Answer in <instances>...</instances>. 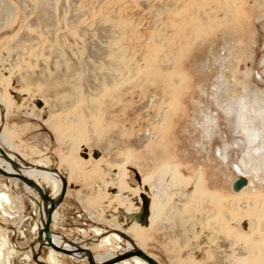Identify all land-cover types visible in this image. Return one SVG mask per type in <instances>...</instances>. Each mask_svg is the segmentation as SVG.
<instances>
[{
    "label": "rangeland",
    "instance_id": "rangeland-1",
    "mask_svg": "<svg viewBox=\"0 0 264 264\" xmlns=\"http://www.w3.org/2000/svg\"><path fill=\"white\" fill-rule=\"evenodd\" d=\"M215 1L56 0L59 30L52 31L57 36L51 34L46 46H40L32 42L36 35L28 26L34 24L32 0H0V37H5L0 42V133L9 139L5 150L16 162L24 159L31 166L39 159L68 181L51 233L64 234L95 255L115 256L127 243L117 234L128 224L125 205L135 207L138 197L143 204L145 196L156 222L143 226L136 246L160 264H264V226L257 228L260 234L242 240L250 221H239L237 215L246 206L245 195L256 196L264 204V152H248L249 139L238 125L242 102L250 101L255 89L264 99V0H249L243 6L242 0ZM111 68L119 83L109 89L116 103L106 110L112 100L106 94L105 102L98 97L103 105L96 110L87 99L113 83L108 80ZM149 72L154 75L152 83L144 81V73ZM178 80L175 110L171 96L163 98L157 87ZM81 89L84 102L69 97ZM225 103L231 111L225 112ZM250 107L243 113L252 123L249 128L264 132V112L260 117ZM65 115L84 120L71 124L70 138L65 136L66 128L60 131L66 138L60 141L50 122L60 120L66 127ZM161 117L173 122L170 128H161ZM169 129L170 145L153 149ZM72 139L78 142L71 146ZM151 157L155 166L172 160L174 178L181 176L182 182L170 183L168 171L151 173ZM70 163L76 164L75 170ZM198 174L213 200L203 202L199 197ZM240 177L248 185L234 192L232 186ZM143 180L147 184L141 189ZM1 192L12 202L5 209L7 217L0 211V238L8 241L4 257H11L13 264H30L24 257L33 259L39 231L34 230L42 224L36 202L40 197L21 181L0 175ZM212 201L224 212L225 232L213 227V218L206 215ZM96 229L101 230L99 235ZM19 232L25 236L21 238ZM110 233L122 239L117 242L121 248H95L97 240ZM257 235L261 244L253 252ZM48 249L43 248L39 257L45 258ZM62 255L65 264H89L87 259Z\"/></svg>",
    "mask_w": 264,
    "mask_h": 264
},
{
    "label": "bare ground",
    "instance_id": "bare-ground-1",
    "mask_svg": "<svg viewBox=\"0 0 264 264\" xmlns=\"http://www.w3.org/2000/svg\"><path fill=\"white\" fill-rule=\"evenodd\" d=\"M14 1V0H13ZM24 1V0H23ZM95 1V0H94ZM215 1V0H214ZM249 0H242V6L245 4V3H247ZM32 2H33V4H34V8H35V17H34V24L32 25V24H30V25H28L29 26V28H31L34 32H35V35H36V37L34 38V40L32 41L33 43L35 42V44H40V46L41 45H43L44 46V44H45V46H46V43H47V37H49V38H51L50 37V35L51 34H55V31H54V33H53V31H52V28L53 29H55V30H59V28L57 27V24H58V20L56 19V17H58V14H57V11H58V8H57V6H56V0H32ZM11 3V2H10ZM92 3V2H91ZM215 3H219L218 2V0L217 1H215ZM5 7V6H4ZM93 7H94V5H93ZM91 8V7H90ZM2 9V8H1ZM13 9V8H12ZM8 10V9H7ZM95 10V9H94ZM122 10V9H121ZM3 11V10H2ZM5 12V11H4ZM3 12V13H4ZM27 12V11H26ZM93 12H95V11H93ZM11 13V12H10ZM2 14V13H1ZM4 16V15H3ZM3 16H2V18H3ZM11 16V15H10ZM28 16V15H27ZM64 16V15H63ZM63 16H61V18H64ZM26 17V16H25ZM59 17H60V15H59ZM14 18V17H13ZM81 18V17H80ZM97 18V17H96ZM78 19V18H77ZM95 19V18H94ZM62 20V19H61ZM109 20V19H108ZM107 20V21H108ZM72 21V20H71ZM82 21V20H81ZM80 20H79V22L80 23H82ZM84 23H86V21L84 20L83 21ZM79 23V24H80ZM93 23V22H92ZM107 23H109V21L107 22ZM113 24V23H112ZM111 24V25H112ZM85 25V24H84ZM84 25H83V27H84ZM111 25H109V26H111ZM24 26H25V24H24ZM23 26V27H24ZM86 26L87 25H85V28H86ZM116 26V25H115ZM17 27V26H16ZM26 27V26H25ZM81 27H82V24H81ZM112 27V26H111ZM77 28H78V26H77ZM110 28V27H109ZM26 29V28H25ZM29 30L30 32L32 31V30ZM76 29V28H75ZM74 29V30H75ZM80 29V28H79ZM87 29V28H86ZM27 30V29H26ZM67 30V29H66ZM116 30V29H115ZM119 30V29H118ZM127 30V29H126ZM23 31V30H22ZM28 31V32H29ZM51 31H52V33H51ZM70 31H72V30H70ZM78 31V30H77ZM80 31V30H79ZM112 31V30H111ZM122 31V30H121ZM58 32V31H57ZM72 33V32H71ZM21 34V33H20ZM31 34H33V33H31ZM63 34V33H62ZM81 34V33H80ZM123 35H124V33H122ZM56 35V34H55ZM54 35V36H55ZM60 35V34H59ZM31 36V35H30ZM33 36V35H32ZM57 36V35H56ZM112 36V35H111ZM63 38V37H62ZM110 38H112V37H110ZM114 38V37H113ZM128 38V37H127ZM24 39V38H23ZM55 39V38H54ZM57 39V38H56ZM117 39V38H116ZM58 41V40H57ZM77 41V40H76ZM7 42V41H6ZM37 42V43H36ZM59 42V41H58ZM55 43H56V41H55ZM110 43V42H109ZM28 44V43H27ZM30 44H31V42H30ZM35 44H33V46L35 45ZM119 44V43H118ZM8 45H9V43H8ZM53 45V44H52ZM17 46V45H16ZM21 46V45H20ZM28 46V45H27ZM39 46V47H40ZM55 46V45H54ZM57 46V45H56ZM96 46V45H95ZM114 46V45H113ZM118 46V45H117ZM31 47H32V44H31ZM110 47H112V46H110ZM20 48V47H19ZM41 48V51H42V47H40ZM120 48V47H119ZM122 48V47H121ZM120 48V49H121ZM33 49H34V47H33ZM46 49V47L45 48H43V51ZM111 49V48H110ZM114 49V48H113ZM38 51H39V48L37 49ZM69 50V49H68ZM53 51V50H52ZM28 52V51H27ZM26 52V53H27ZM31 52H33V50L31 49ZM61 52V51H60ZM72 52V51H71ZM44 53V52H43ZM43 53H41V55L43 54ZM113 53V52H112ZM28 54V53H27ZM39 54V53H38ZM38 54H37V56H38ZM56 54H58V53H56ZM60 54V53H59ZM108 54V53H107ZM1 55V54H0ZM41 55H39V56H41ZM47 55V54H46ZM45 55V56H46ZM111 55H113V54H111ZM110 55V56H111ZM43 56V55H42ZM115 56V55H114ZM121 56V55H120ZM18 57V56H17ZM35 57V56H34ZM58 56H56V58H57ZM107 57V56H106ZM112 57V56H111ZM47 58V57H46ZM104 58V57H103ZM113 58V57H112ZM117 58V57H116ZM62 59V58H61ZM108 59H110V57H108ZM107 59V60H108ZM113 59H115V58H113ZM111 60V62L113 63L114 62V60ZM13 60V59H12ZM59 60V59H58ZM71 60V59H70ZM46 61V60H45ZM18 62H20V61H18ZM118 62V61H117ZM122 62L124 63V62H126V61H123L122 60ZM49 63V62H48ZM57 63V62H56ZM61 63V62H60ZM80 63V62H79ZM102 63H103V61H102ZM105 63V62H104ZM64 64V63H63ZM122 64V63H121ZM65 65V64H64ZM111 65H113V64H110V67H111ZM24 66V65H23ZM126 66L128 67L129 65H128V62H127V64H126ZM25 67V66H24ZM36 67V66H35ZM106 67V66H105ZM52 68V67H51ZM83 68H85V67H83ZM109 69V68H108ZM117 69V68H116ZM123 69V68H122ZM111 71H110V73H109V75H108V80H110V78L111 79H113V83H109V84H106V87H105V85L104 86H102V88H105V89H102L101 88V90H98V92L100 93L99 95H96V94H93V95H91V98H89V99H87V102H89V103H92V102H94L93 104H91V105H93V107H96L95 109L96 110H98L99 108H100V106L101 105H103L102 104V100H104V102H105V96H106V94L107 95H109V97L112 99H110L111 101V104H109L110 106H108L107 107V109L106 110H108V109H110V111L112 110V108L114 107V105H115V101H114V99H115V96H113L112 95V93L110 92V90L109 89H112V88H115L116 87V84H119V83H117V82H115L116 81V76L114 75V70L115 69H110ZM148 70H150V69H148ZM69 71V70H68ZM136 71V70H135ZM139 71H141V70H139ZM143 71V70H142ZM141 71V72H142ZM0 72H1V70H0ZM72 72V71H71ZM141 72H137L138 74H140ZM143 73V72H142ZM151 73H153V72H151ZM150 72L149 73H144L146 76H145V82H149V83H152V78L154 79V75L152 76V74H151ZM72 74V73H71ZM143 74V75H144ZM157 75V74H156ZM80 76H82V75H80ZM128 76V75H127ZM8 77V76H7ZM69 77V76H68ZM159 77V76H158ZM163 77V76H162ZM161 77V78H162ZM78 78V77H77ZM164 78V77H163ZM3 79V78H2ZM7 79V78H6ZM75 79V78H74ZM99 79V78H98ZM155 80H156V78H155ZM4 81V80H3ZM62 81V80H61ZM137 81H138V79H137ZM157 81V80H156ZM163 81H164V79H163ZM81 84V83H80ZM154 84V83H153ZM159 85V84H158ZM158 85H156V86H158ZM97 86V85H96ZM99 87H101V86H99ZM158 88V90H160V92H161V94H162V96H163V98H168L169 99V96H171V100L169 99V101L171 102V103H175L174 105H175V110H176V107L178 106V102H179V100L176 98V96H175V91H177V90H179L180 89V81L178 80V81H176L175 83H173V82H170V81H166L165 83H164V85L163 86H160V87H157ZM67 89V88H66ZM76 89V88H75ZM78 89V88H77ZM93 89H96V87L94 88L93 87ZM98 89V88H97ZM96 89V90H97ZM258 90L259 89H255V92L253 91V94H252V99H250V101L248 100V102H242V112L243 113H246L248 110H247V106L248 105H250L251 107H252V105L256 108V109H253V112L256 110V112L258 113L259 112V116H260V113H262V112H264V99H262V97H260L259 96V93L260 92H258ZM69 91V90H68ZM116 92V91H115ZM155 92V91H154ZM156 93V92H155ZM252 93V92H251ZM261 94V93H260ZM1 95V94H0ZM69 95V97L71 98V99H73V100H76V101H78V102H84L85 100H83L84 98H83V96H84V91L81 89V90H76V91H74V92H72L71 94L69 93L68 94ZM251 95V94H250ZM249 95V96H250ZM7 96V95H6ZM63 96H66V95H63ZM156 96V95H155ZM154 96V97H155ZM1 97V96H0ZM98 97L99 98H101V99H98ZM104 98V99H103ZM98 99V100H97ZM4 100V99H3ZM21 100V99H20ZM117 100V99H116ZM8 101V100H7ZM109 101V100H108ZM163 101V100H162ZM4 102V101H3ZM16 102V101H15ZM70 102V101H69ZM118 102V101H117ZM168 102V101H167ZM13 103V102H12ZM109 103V102H108ZM9 104V103H8ZM35 104V103H34ZM166 104V103H165ZM82 105V104H81ZM89 108H91L90 107V105L88 106ZM233 107V106H232ZM250 107V108H251ZM254 107H252V108H254ZM57 108V107H56ZM234 108V107H233ZM93 109V108H92ZM168 109H169V107H168ZM225 112L227 111V112H229V111H231L230 110V105H228L227 103H225ZM100 110V109H99ZM93 111H94V109H93ZM101 111V110H100ZM105 112H107V111H105ZM170 112H171V109L170 110H168L167 111V113H168V116H169V114H170ZM238 112V111H237ZM73 113V112H72ZM84 113V112H83ZM239 113H241V112H239ZM243 113H241V114H239V122H238V125L239 126H241V128H242V131L244 132V135H246V138H248L249 139V150H248V152H254V153H256V154H260V153H262V152H264V132L263 131H257V130H255V129H250L249 128V124L251 123V121L249 122V124H248V121H247V118H246V116L243 114ZM252 113V111L250 112V114ZM256 113V114H257ZM100 114V113H99ZM165 115H167V114H165ZM66 116V115H65ZM86 116V115H85ZM90 116V115H89ZM164 116V115H163ZM207 117H206V122H208V124H209V122L211 121V118H210V116H209V114H207L206 115ZM84 117V116H83ZM110 117V116H109ZM260 117H263V116H260ZM251 118V117H250ZM249 118V119H250ZM129 119V118H128ZM160 119H162L161 121V128H165V126H168L169 128H170V126L172 125V121L169 123V119L168 118H166V117H161ZM167 119V120H166ZM254 118L252 117V120H253ZM81 120L82 119H79V117H78V115H77V117H74V116H72V115H68V116H66V121L65 120H63V124H65L66 125V122L68 123L67 125H66V127H63L62 126V122L59 120V121H55V122H50V126L52 127V128H54L55 130V132H56V134L58 135V138H59V140L60 141H63L64 139H66V138H70L72 135H73V127H72V123L73 122H76V121H79V124H81ZM84 120V119H83ZM83 120H82V122H83ZM261 120H262V118H261ZM256 121V120H255ZM263 121V120H262ZM47 123V122H46ZM48 124V123H47ZM252 124V123H251ZM165 125V126H164ZM7 126V125H6ZM91 126H94V125H91ZM97 127V126H96ZM256 127V126H255ZM64 128H66L65 129V131L67 132L66 133V135L65 134H63V135H65L66 136V138H62L61 137V133H60V131H62ZM69 129V130H68ZM75 130H76V128H74ZM87 129V128H86ZM80 130V129H79ZM57 131H58V133H57ZM150 132V131H149ZM152 132V131H151ZM205 132V131H204ZM152 133H154V131L152 132ZM152 133H151V135H152ZM167 134H166V136L168 135V134H170L171 132H170V129H169V131L168 132H166ZM172 134V133H171ZM159 136V135H158ZM165 136V135H164ZM173 136V135H172ZM64 137V136H63ZM151 138V137H150ZM167 139H169V137L167 136V137H162V139L156 144V146H153L154 148L153 149H157L156 147H165V146H167L168 144L170 145V142H171V140H167ZM258 139H261L260 141H261V143L258 141ZM9 140V139H8ZM7 138H6V136H5V133L3 132V133H0V149H2L4 152H6L7 154H8V156L11 158V159H13L14 160V156L12 155V154H10V153H8L9 151L7 150H5L6 149V145H7ZM67 141V140H66ZM70 141V140H69ZM75 142H78V139H72L71 140V142H70V144H71V146L72 145H74V143ZM260 143V144H259ZM157 151V150H156ZM14 153V152H13ZM0 157H1V155H0ZM156 157V156H155ZM250 158V157H249ZM20 159V158H19ZM155 159V158H154ZM163 159H165V157H163ZM170 159V158H169ZM172 159V158H171ZM27 160V159H26ZM262 160V159H261ZM15 161V160H14ZM23 161H25L24 159H22V160H18V163L22 166V168H21V170H20V173L23 175V176H25V177H27L28 179H31V180H33V181H35L46 193H48V191H47V189H49V190H51V192L52 193H48V194H50V196L52 197V198H56L57 196H59V194H60V192H61V190H62V182H61V177L59 176V174H56V173H53V172H50V171H46V170H43V169H38V168H48L46 165H44L39 159H38V161L36 162V163H33V164H31V166H26V163H24ZM157 161V160H156ZM163 161V160H162ZM160 162L158 165H153V162H154V160L152 159V157H151V160H150V168H151V173H154V170H159V169H161V174H164V173H166L167 171V173L171 176V178H170V183H172V184H174V183H180V182H182V177L180 176L179 178H174V172H175V168H171L170 167V165L171 164H169V163H171V161H169L168 159L166 160H164L163 162ZM259 161H260V159H259ZM248 162V161H247ZM155 163V162H154ZM28 164V163H27ZM249 164V163H248ZM258 164V163H257ZM75 166H76V164H71L70 163V165H69V167H70V169H74L75 170ZM0 167L1 168H4L7 172H12V168L9 166V164L7 163V162H5V161H3L2 159H0ZM149 170V169H148ZM240 171V170H239ZM242 173V172H241ZM244 173V172H243ZM61 174V173H60ZM201 174H198V177H197V179H198V187H201V189H202V191H200L199 193H200V196L199 197H201V199H202V201L203 202H208L209 200H213L214 198H213V196H212V193H210V192H208V191H206V190H204V188H202V186L201 185H204L205 184V181L203 180V178H202V176H200ZM62 176V175H61ZM244 177L246 176V175H243ZM166 179V178H165ZM168 179V178H167ZM146 184H147V180L145 181V180H143V182H142V184H141V189H144V186H146ZM175 185V184H174ZM168 186V185H167ZM25 187H26V189L29 191V192H34V190L33 189H31V188H29L28 186H26L25 185ZM152 189V188H151ZM154 189V188H153ZM250 190V189H249ZM133 191V190H132ZM153 191V190H152ZM154 191H156V190H154ZM158 191V190H157ZM205 192V193H204ZM208 192V193H207ZM198 193V194H199ZM207 193V198H210V199H207V198H203V194H206ZM248 193H249V191H248ZM37 194V193H36ZM135 194V193H134ZM147 194H148V196H150L151 195V192H150V188L149 189H147ZM154 194V193H153ZM152 194V195H153ZM38 195V194H37ZM139 194H138V192H137V196H138ZM261 195V194H260ZM135 196H136V194H135ZM154 196V195H153ZM152 196V197H153ZM246 196V198H245V201H244V204L246 205L244 208H243V211H242V213H238L237 215L239 216L238 218H239V221H241V219L240 218H242V220H245V218H249V221H250V223H249V225L247 226V229H245V233H243V235H242V240L244 239V238H248L249 237V235H253V234H255L256 232H258L257 231V228L259 227V226H264V224H263V221H262V219H264V204H263V202H262V200L261 199H258L256 196H252L251 194L249 195H245ZM39 198V197H38ZM133 198V197H132ZM37 199V198H36ZM36 199H34V201H36ZM196 199V198H195ZM128 200V199H127ZM37 202V204H38V206H39V211H40V213L42 214V224H41V226L39 227V226H37V227H35V230L34 231H38V230H41L42 229V227H43V225H44V222H45V220H46V217H47V214H46V212H45V210H44V208H43V204H42V201H41V199H39V200H37L36 201ZM126 202V201H125ZM136 202V201H135ZM191 202V201H190ZM239 202V201H238ZM189 203V202H188ZM212 203V207L211 208H209L208 207V209L206 210V215H207V217L210 219H212L213 218V221H211V224L213 225V227L214 226H216L215 228H218V231H220V233L222 232V231H224L225 232V225L227 224V222H226V219L224 218V217H222L223 215H224V212H221L220 210H221V206L219 205V204H214L213 203V201L211 202ZM210 203V204H211ZM137 205L134 207L133 206V203L131 204V203H129V204H126L125 205V208H126V212H125V216H127V219H128V224L127 225H123V227H122V233L124 234V235H126V236H128L129 238H130V241H127V243H126V248H124L120 253H117L115 256H114V254L113 255H108V256H99V255H95L94 253H93V255H94V260H95V262L96 263H100V262H104V261H106V260H110V259H113V258H115L116 256H119L120 254H125V253H127V252H131V251H133L134 249H139L137 246H136V241L139 239V237H141L142 236V234H143V230L142 229H144V227L143 226H140L139 224H137L136 222H132L131 220H130V217L133 215V214H139L140 212H141V209H142V203H141V198H139L138 197V199H137V203H136ZM156 204V203H155ZM11 205H12V202H11V198H10V196L7 194V193H5V192H1L0 193V211L2 212V214L5 216V217H7L8 215H7V212H6V210L5 209H7V207H11ZM151 205H153V211H154V202H152V204ZM258 208V209H257ZM59 209H60V207L56 210V212L54 213V215H53V221H52V223H54L55 222V220L57 219V216H58V212H59ZM237 210V209H236ZM194 211V210H193ZM241 211V210H240ZM16 212V211H15ZM123 212V213H124ZM195 212V211H194ZM13 213V212H12ZM216 213H218V214H216ZM199 214V213H198ZM234 214H236V213H234ZM202 215V214H201ZM218 217H217V216ZM226 216V215H225ZM217 217V218H216ZM230 217V216H229ZM235 217V216H234ZM237 217V216H236ZM126 218V217H125ZM126 219V220H127ZM235 219V218H234ZM238 220V219H237ZM248 220V219H247ZM222 221V222H221ZM127 222V221H126ZM156 222V215H155V211L154 212H152V206H151V213L149 214V223H150V225H151V227H152V224L153 223H155ZM41 223V222H40ZM206 227V226H205ZM120 228V227H119ZM118 230V229H117ZM18 231V230H17ZM24 231V230H23ZM96 231V235H99L100 233H101V230H99V229H96L95 230ZM105 232V231H104ZM219 233V234H220ZM258 234H260L259 232H258ZM19 236H21V238H23L24 236H25V234H24V232H19ZM258 236V235H257ZM95 240H97V239H95ZM260 240V236H258V239H257V241L258 242H256V246H255V248H253L252 250H254L253 252H255L256 251V247H259V245L261 244V243H259V242H261V241H259ZM51 242H52V245L53 246H55L56 248H59V249H61V250H70V251H74L75 250V246L74 245H77V247H83V248H85L84 247V244H79V243H73V242H70L68 239H67V237L64 235V234H58V235H54V233L52 232L51 233ZM116 242V243H115ZM117 242H119V243H121L122 242V239L117 235V234H111L110 233V235L108 234L107 236H105V237H103V238H101V239H99V240H97V243L95 244V248H97V249H104V248H108V250L110 249V250H114V249H120L121 247H120V245L117 243ZM244 242H247V241H245L244 240ZM242 243V242H241ZM7 245H8V241L5 239V238H0V264H13V260H12V258L11 257H4V250H5V248L7 247ZM264 245V244H263ZM38 247H39V243L36 241L35 242V244H34V248H32V253H33V256L34 255H37V252H38ZM8 248V247H7ZM87 249V248H86ZM251 249V248H250ZM89 250H91V249H89ZM249 250V249H248ZM92 251V250H91ZM13 250H10L9 251V254L10 255H12L13 254ZM243 252H244V249H243ZM116 253V252H115ZM69 258H71V259H74V260H85L86 258L85 257H83L82 255H80V254H74V255H67ZM150 256V255H149ZM62 257H63V255H62V252H58V251H56V250H54L53 248H51V247H49V249L47 250V252H46V256H45V258H43V257H38V260L40 261V262H43V263H45V264H65L64 263V261H63V259H62ZM27 261H28V263H30V264H36L34 261H33V259H32V256L31 255H27V256H25L24 257ZM240 263V262H239ZM117 264H147L144 260H142L141 258H139V257H132V258H130V259H128V260H125V261H122V262H120V263H117Z\"/></svg>",
    "mask_w": 264,
    "mask_h": 264
},
{
    "label": "water",
    "instance_id": "water-1",
    "mask_svg": "<svg viewBox=\"0 0 264 264\" xmlns=\"http://www.w3.org/2000/svg\"><path fill=\"white\" fill-rule=\"evenodd\" d=\"M0 155L2 159L9 164V166L12 168V172H7L4 168L0 167V175L3 177H6L8 179H16L21 181L24 185L28 186L29 188L33 189L38 196L40 197L43 208L47 214L46 220L44 222V225L41 230L38 231L37 235V242L39 243L38 247V252L37 255L33 256V261L36 264H44L38 260V257L42 253V249L45 247H51L54 250L58 252H62L67 255H76L80 254L83 257H85L88 261L89 264H117L122 261L128 260L132 257H139L142 260H144L147 264H160L158 261H156L154 258L149 256L148 254L144 253L140 249H134L131 252H127L125 254H120L119 256H116L113 259L106 260L104 262L96 263L94 260V255L91 250L82 248V247H77V245H74L75 250L70 251V250H61L59 248H56L55 246L52 245L51 242V224H52V219L53 215L56 212V210L60 207L62 204L65 196H66V191H67V186H68V181L66 178L61 176L60 172L57 169H49V168H38V169H43L46 171H50L56 174H59L61 177V182H62V190L58 196V198H52L50 194L46 193L35 181L28 179L27 177L23 176L20 173V170L22 166L11 159L6 152H4L2 149H0ZM97 155L94 156L96 158ZM86 158V156H85ZM20 160V159H19ZM248 185V181L244 177H240L236 182H234L232 188L234 192H240L244 188H246ZM142 209L139 214H133L130 217V220L132 222H136L137 224H140L141 226H148L149 225V214H150V201L143 196L142 197ZM119 236H121L124 240L130 241V238L124 235L122 232H117Z\"/></svg>",
    "mask_w": 264,
    "mask_h": 264
},
{
    "label": "crops",
    "instance_id": "crops-1",
    "mask_svg": "<svg viewBox=\"0 0 264 264\" xmlns=\"http://www.w3.org/2000/svg\"><path fill=\"white\" fill-rule=\"evenodd\" d=\"M0 33H1V32H0ZM0 38H1V39H0V42H2V40H3L5 37H2V36H1Z\"/></svg>",
    "mask_w": 264,
    "mask_h": 264
}]
</instances>
